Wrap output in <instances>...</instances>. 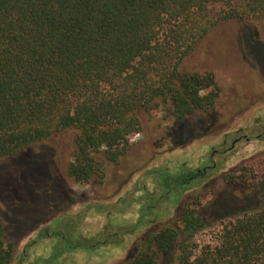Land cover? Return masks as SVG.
Masks as SVG:
<instances>
[{
    "label": "trees",
    "instance_id": "1",
    "mask_svg": "<svg viewBox=\"0 0 264 264\" xmlns=\"http://www.w3.org/2000/svg\"><path fill=\"white\" fill-rule=\"evenodd\" d=\"M263 17L264 0H0V161L55 132L74 129L67 175L78 184L96 180L101 185L107 165L117 163L130 139L142 133V114H160L176 125L193 117L184 142L197 139L211 127L203 117L213 112L220 88L211 72L184 70V58L219 22ZM172 143L170 149L183 146ZM237 173L225 177L228 185L235 177L245 183L259 177L246 165ZM205 178L186 166L179 169L172 180L180 185L179 196L166 203L168 211L170 205L178 207L175 224L143 233L128 264H264V206L253 205L262 190L252 189L248 206L255 208L234 209L248 211L224 224L215 241L189 240L209 210L180 200ZM143 190L147 183L140 180L133 193L142 198ZM238 201L228 190L211 207ZM156 217L149 211L141 229ZM42 230L39 242L54 237ZM3 233L0 221V264H11L14 245ZM124 233L135 235L113 228L108 235L96 234L102 236L97 245L120 246ZM56 236L71 253L86 244L59 231ZM33 245L24 246L19 262L30 264Z\"/></svg>",
    "mask_w": 264,
    "mask_h": 264
},
{
    "label": "rangeland",
    "instance_id": "2",
    "mask_svg": "<svg viewBox=\"0 0 264 264\" xmlns=\"http://www.w3.org/2000/svg\"><path fill=\"white\" fill-rule=\"evenodd\" d=\"M182 68L189 72H211L220 88L213 112L203 117L211 127L197 139L184 142L188 138L187 126L195 123L193 117L176 125L160 114L154 117L142 114V133L130 139L128 152L117 163L107 165L101 185L96 180L78 184L67 175L74 129L55 132L0 161V221L4 241L14 245L11 264H18L21 250L41 229L54 233V237L49 241L42 239L29 248L30 264H128L143 233L175 224L178 207L170 205L168 211L166 203L179 196L180 185L172 183L179 169L182 166L201 169L210 159L211 150L221 151L230 145L234 131L250 140L242 138L226 155L211 157L216 168L180 200L181 205L199 204L209 210L204 215V226L189 240L198 244L215 241L223 225L235 216L254 206H264V144L255 138L263 130L260 120L264 118V17L219 22L196 43L184 58ZM173 141L184 143L170 149ZM242 165L256 170L258 179L245 183L235 177L233 185H228L225 177L238 176L237 170ZM150 169L152 174L146 175ZM140 180L148 187L142 198L140 192L133 193ZM253 188L262 190L261 195L254 196V199L261 196L260 201L248 206ZM228 190L239 201L230 207L220 204L211 207ZM226 197L221 196V201ZM238 207L246 209L235 212ZM149 211L157 216L155 223L141 229ZM223 216L224 219L214 221ZM113 228L135 235L124 233L119 247L98 246L97 242ZM57 231L74 240L83 238L84 249L72 254L61 243L62 237H55ZM183 239L180 236L179 241Z\"/></svg>",
    "mask_w": 264,
    "mask_h": 264
},
{
    "label": "flooded vegetation",
    "instance_id": "3",
    "mask_svg": "<svg viewBox=\"0 0 264 264\" xmlns=\"http://www.w3.org/2000/svg\"><path fill=\"white\" fill-rule=\"evenodd\" d=\"M260 121H261L260 125L263 128V130L261 133H258L255 138H256V140H261V142L264 144V118ZM252 125H254V124H252ZM237 133H238L237 131L233 132V134L231 135L232 136L231 138H233V139H232L230 145L226 149H223L221 151L220 150H214V149L211 150L210 159L205 161V164L201 165V169H196V172L207 175L208 172H212V169L216 168V163H215V161H212L211 157H213L216 154L219 156L226 155L228 151H230L234 148V146L238 143V141L242 140V138H245L246 141L250 140V139L246 138L245 135L237 136ZM221 145L222 146L226 145V140H223ZM32 243L34 245L31 248L35 247V245L39 243L37 236L32 239ZM28 244H30V243H28ZM28 244H25V245H28ZM117 247H119V246H117ZM26 261L27 260H25V259H21L20 262L18 260V262L21 264H23V262H26Z\"/></svg>",
    "mask_w": 264,
    "mask_h": 264
}]
</instances>
